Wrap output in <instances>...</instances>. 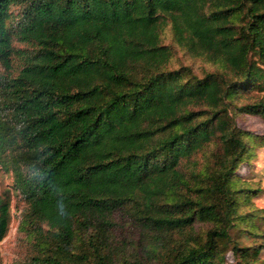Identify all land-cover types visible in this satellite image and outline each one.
I'll use <instances>...</instances> for the list:
<instances>
[{"label":"trees","instance_id":"obj_1","mask_svg":"<svg viewBox=\"0 0 264 264\" xmlns=\"http://www.w3.org/2000/svg\"><path fill=\"white\" fill-rule=\"evenodd\" d=\"M242 113L264 118V0H0L9 264H220L232 230L264 264Z\"/></svg>","mask_w":264,"mask_h":264},{"label":"rangeland","instance_id":"obj_2","mask_svg":"<svg viewBox=\"0 0 264 264\" xmlns=\"http://www.w3.org/2000/svg\"><path fill=\"white\" fill-rule=\"evenodd\" d=\"M182 56V54H181ZM185 57V56H182ZM187 63H194L195 60L187 59ZM196 66L199 65V69H208L209 65H203L196 62ZM197 70L201 73L202 69ZM236 120L238 126L244 130L251 131L256 135H264V118L257 114H237ZM250 157L244 162L240 163L235 173L246 181L252 184L262 186L264 189V145H259L251 148ZM13 175L5 172L0 167V194H4L8 189L11 195V205L13 213V222L8 236L1 242L0 251L4 254V264L12 263V260L18 256H22L25 250L24 240L25 234L19 229L20 211L23 207L22 202L19 200L20 196L13 190ZM254 209H256L258 226L264 231V192L256 196L254 199ZM239 230H232L229 233V237L221 241L222 255L224 261L220 264H237V254L234 253L233 248L235 244L238 245H250L254 242V239L247 236H241ZM28 251V250H27ZM22 252V253H21ZM20 253V254H19ZM261 257L264 258V252Z\"/></svg>","mask_w":264,"mask_h":264}]
</instances>
